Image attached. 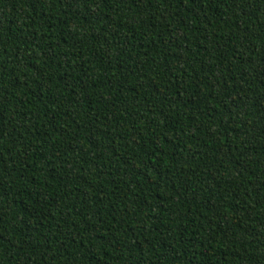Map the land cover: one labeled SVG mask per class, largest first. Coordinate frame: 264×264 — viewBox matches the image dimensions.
I'll return each instance as SVG.
<instances>
[{
	"label": "trees",
	"instance_id": "16d2710c",
	"mask_svg": "<svg viewBox=\"0 0 264 264\" xmlns=\"http://www.w3.org/2000/svg\"><path fill=\"white\" fill-rule=\"evenodd\" d=\"M0 264H264V0H0Z\"/></svg>",
	"mask_w": 264,
	"mask_h": 264
}]
</instances>
